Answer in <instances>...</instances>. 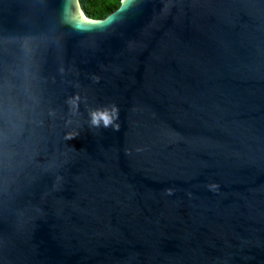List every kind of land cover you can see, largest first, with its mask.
<instances>
[{
    "label": "water",
    "instance_id": "1",
    "mask_svg": "<svg viewBox=\"0 0 264 264\" xmlns=\"http://www.w3.org/2000/svg\"><path fill=\"white\" fill-rule=\"evenodd\" d=\"M0 264H264V0H0Z\"/></svg>",
    "mask_w": 264,
    "mask_h": 264
},
{
    "label": "trees",
    "instance_id": "2",
    "mask_svg": "<svg viewBox=\"0 0 264 264\" xmlns=\"http://www.w3.org/2000/svg\"><path fill=\"white\" fill-rule=\"evenodd\" d=\"M84 14L89 19H104L116 11L118 0H80Z\"/></svg>",
    "mask_w": 264,
    "mask_h": 264
},
{
    "label": "clouds",
    "instance_id": "3",
    "mask_svg": "<svg viewBox=\"0 0 264 264\" xmlns=\"http://www.w3.org/2000/svg\"><path fill=\"white\" fill-rule=\"evenodd\" d=\"M124 0H118V3H123ZM118 110L113 107L109 113L107 110L102 112H93L91 113V123L93 125H99L102 121L103 126L107 127L112 125L114 129H118V124L115 121L118 119Z\"/></svg>",
    "mask_w": 264,
    "mask_h": 264
}]
</instances>
